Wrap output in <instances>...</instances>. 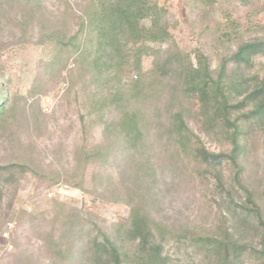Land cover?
<instances>
[{"label": "rangeland", "instance_id": "1", "mask_svg": "<svg viewBox=\"0 0 264 264\" xmlns=\"http://www.w3.org/2000/svg\"><path fill=\"white\" fill-rule=\"evenodd\" d=\"M90 1L0 0V264H113L97 254L103 237L137 264L127 232L135 209L166 264H263L264 227L246 202L248 192L264 220V119L252 106L232 109L229 122L207 118L186 73L201 55L226 86L264 79V54L248 67L229 60L264 39V0H155L171 40L143 44L112 76L100 75L94 47L81 58L95 42L83 24ZM247 90H234L230 106ZM126 112L142 130L131 140ZM233 142L237 165L196 154L228 155Z\"/></svg>", "mask_w": 264, "mask_h": 264}, {"label": "trees", "instance_id": "2", "mask_svg": "<svg viewBox=\"0 0 264 264\" xmlns=\"http://www.w3.org/2000/svg\"><path fill=\"white\" fill-rule=\"evenodd\" d=\"M87 8L83 18L86 29V42L92 37H95V42L86 43L85 48L81 51V58L86 56L88 48L94 47L93 55L95 60L97 59L96 66L101 76L117 75L119 67H123L122 60L133 54L138 56L142 47H147L143 44L159 45L171 40L166 23L162 21L165 11L158 6L155 0H98V2L90 1ZM139 44L141 45L136 47ZM156 47L151 48L155 49ZM155 53L158 54L159 51L156 50ZM263 54L264 39H254L249 42H242L229 60L236 67H248L255 56ZM139 66L140 60L136 58L133 63V72L139 73ZM186 77L192 91L198 96L202 113L207 118L213 115L215 118L219 117L223 121L229 122L232 109L252 106V117L260 120L264 119L263 78L255 75L249 77L243 75L240 80L226 86L222 84V76L215 80L211 78L206 59L201 55L198 57L195 67L190 64ZM139 81L136 80L135 83H139ZM243 87L248 89L247 94L240 99V102L237 100L233 106H230L233 91L240 90ZM119 93L120 90L117 91V94ZM2 103L3 100L0 98V116L3 112ZM138 121V113L126 112L124 114L120 125L125 131L123 134L125 138L128 137L131 140L132 137H135V134L142 135ZM175 130L176 136H179L182 140L189 137L190 132L179 115L176 118ZM236 131L237 129H234V133ZM196 154L199 159L209 165L220 163L224 157L237 165L238 144L233 142L232 151L228 155L208 152L202 146L201 148L198 147ZM0 170L3 169L0 168ZM236 177V181L239 183L238 174ZM246 204L248 205L246 208L248 216L264 227V220L259 208L248 192ZM150 228L144 213L142 214L136 209L132 210L127 232L129 239L137 242V264H166V258L162 256V246L160 243L155 242L152 228ZM97 244L96 251L101 259L111 258L113 264H123L122 253L108 237H103L101 242L97 241ZM217 244L218 246H226L223 242ZM262 245L263 250L259 253L260 260L264 264V231ZM240 249L241 246L234 243L233 251ZM225 250L227 251L228 247Z\"/></svg>", "mask_w": 264, "mask_h": 264}]
</instances>
